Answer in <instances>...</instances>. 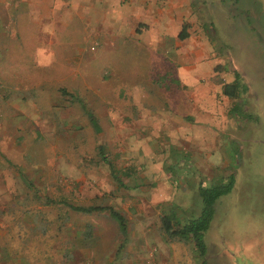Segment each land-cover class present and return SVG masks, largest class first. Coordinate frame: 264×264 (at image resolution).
<instances>
[{"label": "crops", "instance_id": "1", "mask_svg": "<svg viewBox=\"0 0 264 264\" xmlns=\"http://www.w3.org/2000/svg\"><path fill=\"white\" fill-rule=\"evenodd\" d=\"M188 3L0 0V169L9 168L10 152L25 153L34 133L49 137L47 146L52 150L59 144L66 151L71 148L78 124L67 116L75 113V103L81 116L117 117V128L110 133L117 136L120 162L116 167L122 172L117 175L108 164L106 146L100 143L101 169L109 166L117 210L109 205L73 204L69 191L59 196L56 178L50 180L56 186L53 195L40 194L36 199L37 195L26 193V179L13 167L10 175L0 172V264H155L156 247L147 240L152 230L165 246L175 240L161 229L162 216L169 212L182 225L181 218L199 212L201 207L191 213L182 204L172 205L170 198L175 195L178 201L189 190L196 195L199 185L212 184L208 179L223 178L218 169L228 166L231 157L219 151L215 126L202 123L203 118L187 123L184 117L206 116L215 121L216 116H229V99L221 93L226 81L218 83L221 65L202 61L190 72L191 65L207 55ZM87 39L88 46L81 47ZM26 46L33 49L29 57L24 54ZM116 50L115 61H110ZM169 72L176 75L177 84L169 83ZM114 83L115 91L109 85ZM174 89L177 92L169 95ZM126 116H133L130 124L129 120L123 124ZM168 121L175 123L173 130ZM92 125L97 130L98 125ZM132 133L141 140L131 139L127 149L125 138ZM179 133L185 134L187 144L177 149L173 163L159 160L168 151L166 137L175 140ZM123 147L130 154L126 161L121 158ZM129 161L135 162L136 169L139 161L146 162V167H139L144 173L134 180ZM13 165L21 168L20 163ZM169 165L177 173H171ZM171 176L173 184L168 183ZM70 206L111 207L122 216L124 228L117 223L119 235L108 262L94 252L98 244H90L93 238L98 243V229L88 227L87 221L74 224L73 219L75 213L83 219L105 209L84 213ZM29 233H37L35 240H26Z\"/></svg>", "mask_w": 264, "mask_h": 264}, {"label": "rangeland", "instance_id": "2", "mask_svg": "<svg viewBox=\"0 0 264 264\" xmlns=\"http://www.w3.org/2000/svg\"><path fill=\"white\" fill-rule=\"evenodd\" d=\"M188 5L196 19L195 30L202 35L201 43L207 55V58L194 62L190 72L194 73L196 71L194 64L202 61L212 66L219 64L223 70L219 74L218 83H224L221 79L226 81L225 83L236 79L239 87L238 97L235 100L228 98L226 113L229 116H216L215 121L206 120V116H185L184 119L189 123L203 118L202 123L206 122L215 126V132L219 138V151L229 155L231 162L228 166L219 167L218 172L224 173L223 178L217 180L210 178L208 181H212L211 185H214L230 177L233 179V184L230 191L219 196L214 203L212 219L203 233L206 247L203 256L195 251L189 238H172L175 239L174 242L171 244L167 242L166 247L152 230V236H149L151 238L147 239L149 242L154 241L156 247L152 258L155 264H264V0H190ZM88 41L89 39L82 42L81 47L88 46ZM185 47L191 46L185 43ZM25 51V56L29 57L28 54L33 52V49L26 46ZM116 57L117 50L111 52L109 59L115 61ZM30 68L29 66L27 70ZM168 76L171 80L169 83L177 84L176 75L173 76L172 72H169ZM99 83L96 82V85ZM109 85L113 86L114 90L117 83ZM216 85L219 86V84ZM120 92L122 93L123 90ZM176 92L177 90L174 89L168 94ZM214 104L217 102L213 101L211 107H215ZM74 106L75 113L72 114L73 116H67V119L75 121L73 125L78 124L75 131L79 134H73L71 148L69 147L66 151V147L59 144L57 150H52L51 145L47 146L49 137L42 136L40 132L31 134L32 139L29 144L27 143L25 153L18 156L15 152H10V161L8 160L7 163L9 168L0 169V172H3L4 176L10 175L9 169L13 167L26 179V193L37 195V197L34 196L36 199L40 194H45L47 197L49 194L53 195V188L58 186L59 196L69 191L73 197L71 201L73 204L109 205L117 210L119 202H117L114 183L107 173L109 166H104L105 169L102 170L103 161L98 156L99 144L103 143L106 146L104 152L106 159L109 160L108 164L114 167L117 175H121L122 172L116 167L120 162V154L117 153L116 146L117 136L110 133L111 128H117L115 127L117 117L93 116V121L91 116H81L75 103ZM131 117L133 118V116H126L123 124H127L128 120L130 124ZM16 120V117L13 118V121ZM93 123L98 125L97 130L96 128L93 130ZM167 123L168 128L175 127V123L170 121ZM24 134L27 133L24 132ZM189 135L192 133L189 132ZM138 137L132 133V136L125 138L127 149L131 139L135 142L141 140ZM166 138L169 140L168 153H162L165 159L159 160L172 164L177 149L187 144V139L184 133H179L175 140L170 136ZM143 139L147 140V137ZM129 149L131 152L132 147ZM129 156L130 154L124 148L121 158L126 161ZM142 160L146 161L145 157ZM144 161L138 162L137 169L133 167L135 162L129 161L128 169H132L131 180L144 173V169L139 168L145 166ZM19 163L21 168H15L13 164ZM168 167L171 173H177L172 169L174 165ZM51 178H56L58 185H51ZM168 180L169 184H173L174 176ZM105 182L107 186L104 185ZM99 186L105 187L103 189L105 191H102ZM208 186L210 185L204 187ZM170 199V204H182L186 206V209L188 207L191 213L197 207H201L199 196L191 190L182 195L179 202L175 195ZM195 201L196 204H194ZM31 202L34 204L36 201ZM198 213L181 218V221L186 222L196 217ZM73 219L74 224L81 225L87 221L88 227L98 229L100 236L98 243L97 239L93 238L90 244H98L94 252L102 254L108 262L119 235L117 221L108 214L107 210L105 213H94L83 219L77 217L75 213ZM90 230L92 231L91 228ZM36 235L37 233H29L26 240H35ZM123 236L124 234L121 235L122 241ZM41 251L45 252L44 249Z\"/></svg>", "mask_w": 264, "mask_h": 264}, {"label": "trees", "instance_id": "3", "mask_svg": "<svg viewBox=\"0 0 264 264\" xmlns=\"http://www.w3.org/2000/svg\"><path fill=\"white\" fill-rule=\"evenodd\" d=\"M182 37V36H180ZM238 83L234 79L231 83H225L221 86V93L235 100L238 97ZM113 173V170L111 171ZM115 177V175L113 176ZM233 184V179L228 178L225 181L218 182L214 185L204 187L199 185L197 193L201 201V208L196 217L188 219L184 224L178 225L174 222L172 215L164 214L161 218V229L165 232L169 238H189L192 242L195 251L203 256L206 251V247L203 240V233L209 226L214 212V203L219 196L226 194L230 191ZM73 210L89 213L92 211H99L105 209L109 212L110 216L114 218L118 225L123 229L124 220L120 214H118L111 207H99V206H70Z\"/></svg>", "mask_w": 264, "mask_h": 264}]
</instances>
